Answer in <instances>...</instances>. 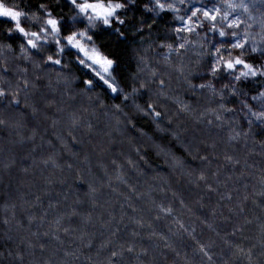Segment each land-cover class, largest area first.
Returning <instances> with one entry per match:
<instances>
[{"label":"clouds","instance_id":"9594fccd","mask_svg":"<svg viewBox=\"0 0 264 264\" xmlns=\"http://www.w3.org/2000/svg\"><path fill=\"white\" fill-rule=\"evenodd\" d=\"M97 2L114 9L107 23L80 11ZM0 5L19 13L0 16V185L35 178L51 208L90 205L86 223L96 216L111 237L129 238L102 243L91 264H158L162 249L177 252L171 264H264V216L238 253L217 252L205 235H219L223 215L218 201L205 216L212 194L231 199L220 192L222 172L242 165L264 189V0ZM73 33L112 60L108 73L68 44ZM31 248L0 252V264H54Z\"/></svg>","mask_w":264,"mask_h":264},{"label":"trees","instance_id":"16d2710c","mask_svg":"<svg viewBox=\"0 0 264 264\" xmlns=\"http://www.w3.org/2000/svg\"><path fill=\"white\" fill-rule=\"evenodd\" d=\"M34 179L20 175L0 185V252L19 254V250L23 249L26 253L31 245L37 259L48 261L53 258L55 260L52 261L57 264H79L76 257H80L84 264H91L90 258L97 256L102 243L109 239H113L114 243H125L129 239L111 237L110 229L102 230L96 216L91 223H86L90 205L69 207L62 203L58 209L51 208L50 205H55L56 201L49 198L47 189L38 181L34 184ZM220 180L226 184L220 192L231 199L224 200L216 193L212 194L205 216H211V209L218 201L221 205L218 211L223 215L217 216L219 235L208 232L205 235L214 236L218 244L217 252L230 255L238 253L240 247H246L257 237L260 225L256 218L264 216V196L259 193L264 189L256 183V173L242 165L235 172H222ZM21 197L26 199L22 200ZM13 204L17 205L14 210L11 207ZM248 220H253V223H247ZM89 239L93 240L91 249L85 247ZM148 242L149 232L146 230L142 239L136 242L137 251L148 246ZM173 248L191 254V247L181 241L174 243ZM162 251L167 255L158 257V264H171L177 258V252L172 249ZM106 254V251L102 253ZM131 255L128 254L126 259Z\"/></svg>","mask_w":264,"mask_h":264},{"label":"snow or ice","instance_id":"6c2138e0","mask_svg":"<svg viewBox=\"0 0 264 264\" xmlns=\"http://www.w3.org/2000/svg\"><path fill=\"white\" fill-rule=\"evenodd\" d=\"M87 9H91L93 14L95 16H97L98 18H104V22L107 23V17L112 15L114 9L109 8V7H105L103 4L101 3H85L80 5V11L84 12ZM19 15V13L15 12L12 9H7L4 8L2 5H0V16H7V17H11L12 19H16L17 16ZM204 15L206 17H209L210 19H212L213 21L215 20V16H213L211 13L205 11ZM53 29V31L56 30V25H57V21L54 19H50L47 22ZM21 31H23V29H21ZM67 42L69 45H71L74 48L79 49V51L88 59L90 60L94 65H96L97 67H99L104 73H108L111 66H112V60L109 59L106 56L101 55L99 52H97L95 49H92L91 51H89L88 49H86L84 47V45L81 43V41L79 39L76 38L75 33H73L72 35H68L66 37ZM31 43V42H29ZM239 47V45H238ZM56 63H59V61H56ZM237 63L239 64L240 61L237 60ZM228 67H232L231 64L227 65ZM106 84H108V87H112L111 84H109L107 81H105ZM113 91H115V89L113 88Z\"/></svg>","mask_w":264,"mask_h":264},{"label":"rangeland","instance_id":"374dc122","mask_svg":"<svg viewBox=\"0 0 264 264\" xmlns=\"http://www.w3.org/2000/svg\"><path fill=\"white\" fill-rule=\"evenodd\" d=\"M52 260H55V259H53V258H52ZM54 262H55L54 264H57V262H56V261H54Z\"/></svg>","mask_w":264,"mask_h":264}]
</instances>
